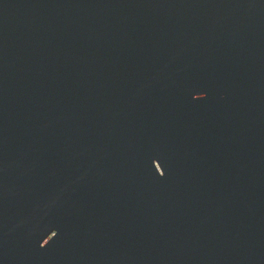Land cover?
Segmentation results:
<instances>
[{"label":"water","instance_id":"water-1","mask_svg":"<svg viewBox=\"0 0 264 264\" xmlns=\"http://www.w3.org/2000/svg\"><path fill=\"white\" fill-rule=\"evenodd\" d=\"M0 264H264V0H0Z\"/></svg>","mask_w":264,"mask_h":264}]
</instances>
